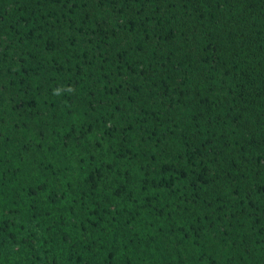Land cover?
Here are the masks:
<instances>
[{"label": "trees", "instance_id": "1", "mask_svg": "<svg viewBox=\"0 0 264 264\" xmlns=\"http://www.w3.org/2000/svg\"><path fill=\"white\" fill-rule=\"evenodd\" d=\"M0 264H264V0H0Z\"/></svg>", "mask_w": 264, "mask_h": 264}]
</instances>
